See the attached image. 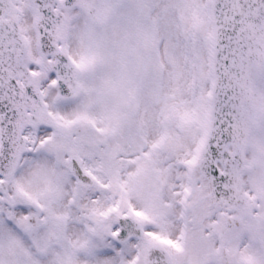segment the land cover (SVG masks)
<instances>
[{
	"label": "snow or ice",
	"instance_id": "obj_1",
	"mask_svg": "<svg viewBox=\"0 0 264 264\" xmlns=\"http://www.w3.org/2000/svg\"><path fill=\"white\" fill-rule=\"evenodd\" d=\"M0 264H264V0H0Z\"/></svg>",
	"mask_w": 264,
	"mask_h": 264
}]
</instances>
